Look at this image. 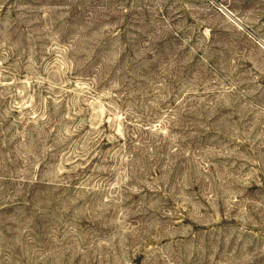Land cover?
<instances>
[{"label":"rangeland","instance_id":"1","mask_svg":"<svg viewBox=\"0 0 264 264\" xmlns=\"http://www.w3.org/2000/svg\"><path fill=\"white\" fill-rule=\"evenodd\" d=\"M0 264H264V0H0Z\"/></svg>","mask_w":264,"mask_h":264}]
</instances>
